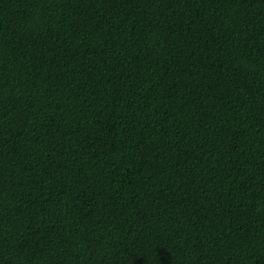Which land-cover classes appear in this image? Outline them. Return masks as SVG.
<instances>
[{
    "label": "trees",
    "instance_id": "16d2710c",
    "mask_svg": "<svg viewBox=\"0 0 264 264\" xmlns=\"http://www.w3.org/2000/svg\"><path fill=\"white\" fill-rule=\"evenodd\" d=\"M0 264H264V0H0Z\"/></svg>",
    "mask_w": 264,
    "mask_h": 264
}]
</instances>
